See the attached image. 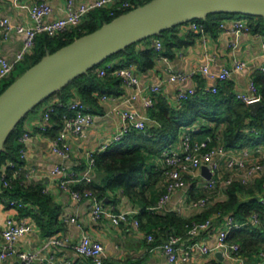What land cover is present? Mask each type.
Returning a JSON list of instances; mask_svg holds the SVG:
<instances>
[{"label":"crops","instance_id":"1","mask_svg":"<svg viewBox=\"0 0 264 264\" xmlns=\"http://www.w3.org/2000/svg\"><path fill=\"white\" fill-rule=\"evenodd\" d=\"M35 0H0V18H7L11 24L28 22V8ZM93 0H73V7L81 2H92ZM52 6V12L45 18L46 21L62 17L65 14L67 0H48ZM236 16L225 17L221 19L223 27L217 29L216 35L207 32L205 42L197 36L191 37L190 31L194 32L188 23L177 26L174 31L167 33V37L174 35L183 40L179 46L171 47V57L167 60L161 56H155L154 64L151 68L140 70L135 65L131 67L138 77V83L134 85H121L122 93L118 96L92 93V102H84L78 96L74 99L83 102L88 111L93 115L92 123L86 128L82 137L73 132L66 134V141L70 147V155L62 159L52 150V140L57 135L58 130H52L49 121L47 129L40 131L42 121V111L44 108L58 101L57 98L49 99L42 102L34 110L30 111L23 119L22 131L30 133V138L24 143L26 150L25 159L23 160L20 180L23 186L40 183L42 191L50 195L51 202L59 209L57 217L58 223L62 228L49 236H43L35 220L29 215H22L18 209L0 206V228L4 219L8 216L15 222L24 219L27 223L28 230L15 239L14 247L17 251H32L34 258L32 264H59L64 261L71 263L79 261L81 264H92L84 256L77 254L72 244L82 235H88L98 240L103 247L102 264H258L260 256L264 253V204L252 208L249 215L239 223V226L233 229H240L244 226L255 227L261 233L258 236L251 234L249 238L251 245L246 250H240L237 254L234 252H222L216 250L208 254H201L193 250L187 261L181 260L183 251L186 246L197 242L199 244H211L214 240L217 230L224 227V222L230 214L211 213L209 218L212 223L208 229L202 230L197 234H188V226L175 227L169 223L160 221V216L167 213H174L181 219L192 218L198 213L197 210L188 207L191 197H197L207 194L205 190H199L193 179H188L185 187L172 192L167 208V212H157L146 210L147 206H153L162 191L163 177L160 169L163 162L160 153L146 154V170L143 174V183L135 187L136 192L141 196L129 197L120 188H112L106 191V196L102 198L106 209L118 212L124 209H141L137 215L128 218L126 222L117 225L111 223L108 217L94 219L91 216V199L83 198L77 200L72 197L68 190L59 186V177L53 176L50 171L55 165H62L68 174L74 177H80L87 165V153L96 150L101 144L109 142L124 123L121 113L124 110L134 112L139 118H143L146 124H155L151 116L150 108L145 106L144 100L150 95L149 87L160 84V90L157 95L164 96L171 106H176L175 93L179 88L187 89L190 87L196 90H207L214 83L205 75L200 73L199 67L208 64L211 72H217L222 66H231L234 60L244 62L242 69L234 71L230 79L221 82L223 86L229 87L232 92L249 93L248 85L253 81L255 73L259 66L264 62V35L253 33H240L235 35L229 30L230 19ZM196 32V31H195ZM155 39L161 37H147L136 44V50L146 48L154 49ZM23 34L14 30L9 31L6 36L0 29V55L7 58H14L15 54L22 46ZM164 44L162 43V49ZM110 63L118 65L117 59L110 60ZM183 72L191 74L189 77L177 80L169 77L170 73ZM192 72H195L192 74ZM105 95V94H103ZM251 110V108H250ZM198 123L189 126H182L177 134L176 140L171 143L175 145L181 134L192 132L195 139L205 138L204 135L197 132ZM221 124L217 130L221 131ZM131 129V128H130ZM129 129V130H130ZM196 132V133H195ZM218 132V131H217ZM124 136V135H123ZM221 133L216 135V142L220 141ZM111 143V142H110ZM109 146V145H108ZM263 147L264 144L258 143L246 146L251 150L249 162H257L259 159L255 154V148ZM106 150V149H105ZM239 150H230L228 153L236 155ZM99 152V151H97ZM264 176V173L254 175L249 181L253 183L255 178ZM90 182H100L103 173L94 166L90 171ZM86 181H70L69 186L77 188L76 185L90 183ZM198 189V190H197ZM264 196V193H257L256 198ZM215 202H221L227 199L226 193L215 195ZM251 196L241 195L240 201L245 202ZM214 202V203H215ZM143 203L145 206H143ZM24 206L33 207L29 203ZM254 209V210H253ZM257 211V212H255ZM257 213L260 226L251 223V214ZM133 217L139 220V224L133 223ZM151 234L153 240L148 241L147 236ZM170 236H176L179 240L176 243L179 259L175 263H169L164 254L161 244ZM57 238L65 241L62 244L47 243V240ZM230 241H233L229 239ZM4 240L0 236V248ZM219 252V254H218ZM17 255H7L1 264H21Z\"/></svg>","mask_w":264,"mask_h":264},{"label":"built area","instance_id":"2","mask_svg":"<svg viewBox=\"0 0 264 264\" xmlns=\"http://www.w3.org/2000/svg\"><path fill=\"white\" fill-rule=\"evenodd\" d=\"M73 0H67L65 14L62 17L46 21V17L52 12V6L48 0H35L28 8V22L11 24L7 18H0V29L4 36L14 30L23 34L22 46L15 54L14 58L7 59L0 55V83L3 79L8 78L14 70L17 63L21 62L25 56L30 54L33 50L35 39L37 35L44 33L50 37L56 36L64 31L70 30L78 26L87 14L95 8H106L113 15L114 11H123L126 8H134L128 0H93L92 2H81L76 7L72 5ZM190 28L198 33V37L202 42H205L207 32L202 25L195 21L188 22ZM219 27H223V22L219 23ZM229 30L238 35L240 33H248L250 31L246 18L234 17L230 19ZM154 49L158 52V56L167 60V57L161 55L159 52L162 49V41L155 39ZM244 62L241 60H234L231 66H222L219 71L211 72L209 65L203 64L199 67V72L205 75L208 79L213 80L207 90L216 92L219 83L230 79L234 71L242 69ZM260 71H264V62L259 66ZM99 76L111 75L119 77L122 80V85H134L138 83V77L131 65L118 66L110 63V61L103 62L100 67L96 69ZM195 72H192L194 74ZM191 74L183 72L170 73L171 79L182 80L189 77ZM160 90V84L151 85L149 87L150 95L145 98L144 103L147 108L153 104L155 96ZM196 88L190 87L187 89L179 88L175 93V100L177 102L193 95ZM249 93L238 92L237 97L245 104L249 105L252 102L261 101L262 95L258 92L256 85L251 81L248 85ZM106 98V95H102ZM57 105L65 106L66 111L61 115L62 126L57 135L52 140V150L58 154L62 159H66L70 155V147L66 141V134L69 132L75 133L82 137L85 134L86 128L92 123L93 115L88 111L87 106L78 100L72 99L67 103L56 102ZM55 111V104L47 105L42 111V121L40 131L47 129L51 114ZM123 124L120 129L114 133L109 142L101 144L96 150H91L87 153V165L84 173L80 177H74L71 173L68 174L62 165H55L50 173L53 176L59 177V186L68 190L73 198L80 200L83 198L91 199V216L94 219H101L108 217L111 223L117 225L121 222H126L129 217L137 215L141 209H124L118 212L106 209L102 198H98L89 190L80 191L69 186L70 181H86L90 182V171L95 166L94 153L105 150L110 142L119 141L123 135L130 129L136 128L144 131L146 122L143 118H139L134 112L124 110L121 113ZM30 133L23 131L18 137L22 146L18 149V156L20 160L25 159L24 143L30 138ZM211 138L206 136L202 139H195L190 132H185L180 135L178 143L169 145L160 153V158L163 162V167L160 169L163 184L162 191L157 202L153 206H147L146 210H154L157 212H167L171 210L167 208V202L173 191L185 187L188 179H193L196 187L199 190H205L207 194L191 197L188 202V207L199 212L211 206L215 202V195L219 193L225 194L226 188L233 181H240L241 183H249L253 176L264 173V146L255 148V154L259 161L249 162L250 154L252 153L248 147L239 149L236 155L228 153L221 142L218 141L215 145H209ZM208 165L210 177L201 172V167ZM22 170V164H16L12 160H7L0 166V192L11 187L13 180L17 179ZM198 190V189H197ZM260 203L264 204V196L260 198ZM0 206L18 209L24 206V203L18 198H12L5 194H0ZM251 223L255 226H260V220L257 213L251 214ZM133 223L139 224V220L133 217ZM212 220L208 217L202 221H193L188 227V234H197L202 230L208 229ZM239 226L232 216H227L224 227L217 230L214 240L211 244L194 242L183 251L181 260L187 261L191 252L196 249L201 254H208L216 250L222 252L238 253L240 246L237 242L230 241L228 236L233 228ZM28 230L27 223L24 219L14 221L11 217H6L0 228V236L4 240L0 248V264L1 261L11 254H15L24 262V264H32L34 253L32 251H17L14 247V241L19 236L23 235ZM147 240H153V236L149 234ZM179 240L176 236H170L160 246L166 255L169 263H175L179 259L178 247L176 246ZM65 241L57 238L47 240V243L62 244ZM73 250L90 260L92 264H102L104 253L101 243L91 238L88 235H82L76 242L72 244ZM59 264H81L79 261L73 263L64 261ZM258 264H264V253L260 256Z\"/></svg>","mask_w":264,"mask_h":264},{"label":"trees","instance_id":"3","mask_svg":"<svg viewBox=\"0 0 264 264\" xmlns=\"http://www.w3.org/2000/svg\"><path fill=\"white\" fill-rule=\"evenodd\" d=\"M128 1L136 7L148 0ZM130 9L116 10L111 15L106 8H95L87 14L78 26L70 30L53 37L44 33L37 35L32 52L22 60L25 62L22 72L40 60L45 54L51 53L74 39L92 32L102 24ZM231 16H235V14L210 13L204 18L192 21L202 25L206 32L216 35L221 19ZM237 16L246 18L253 33L264 35V16ZM179 25L166 29L154 36L161 37V41L164 44V48L159 52L161 55L171 57V47L179 46L183 43V40L174 35L167 37V33L174 31ZM189 33L191 37L198 35L195 31H190ZM140 41L115 52L105 61L117 59L118 66L133 64L140 70L151 68L158 52L150 48L136 50V44ZM101 65H96L78 75L68 84L48 96L43 102L57 98L58 101L56 102L64 104L76 96L84 102H92L94 100L92 98L93 92L102 95H120L122 93L121 78L111 75L99 76L96 73V69ZM11 75L0 83V92L15 78ZM253 82L258 92L262 95V105L258 107L256 115L250 114V106L240 100L237 97V93L232 92L229 87L223 86L224 82L222 84L219 83L216 92L196 90L193 95L179 101L176 106H171L164 96L156 95L150 108L155 124H146L144 131L131 128L119 141L111 142L106 150L94 153L95 166L103 173L101 181L79 184L76 185L77 188L75 189L80 191L89 190L98 198H104L106 191L115 187L122 189L129 197L141 196L140 192L135 191V187L144 182L143 174L147 169L146 154L159 152L171 145L176 140L178 131L182 126L198 123L197 132L204 135V137L209 136L211 138L210 146L215 145L218 132L221 133L220 142L225 149L239 150L253 144H264V71H257ZM56 102L53 103L55 104V111L50 117V122L52 123L50 129L59 131L62 126L61 115L66 111V107L57 105ZM24 117L16 124L4 142L0 152V166L7 160H12L16 164H23V160H20L18 156V149L22 146L18 137L23 132L22 122ZM220 124L222 125L221 131L216 129ZM190 134L193 135L192 132ZM225 192L227 195L226 200L213 203L192 218L181 219L174 213H167L164 216H160L159 219L161 222L181 228L190 226L193 221H202L215 212L219 214L228 213L238 221H242L250 214L252 208L256 209L259 206L258 204H261L255 195L264 193V176L255 178L253 183L250 184L235 180L229 184ZM0 194L18 198L23 203L31 204L33 207L22 206L18 210L22 215L29 214L35 220L41 235L49 236L62 228L57 221L59 209L51 202L50 195L42 191L40 183L23 186L19 175L17 179L13 180L11 187L1 190ZM241 195H249L251 198L241 202ZM144 204L147 203H143V206H145ZM251 234L258 236L261 233L255 227L244 226L240 229H232L228 238L237 242L242 251L250 247L251 240H255L248 237H251Z\"/></svg>","mask_w":264,"mask_h":264},{"label":"water","instance_id":"4","mask_svg":"<svg viewBox=\"0 0 264 264\" xmlns=\"http://www.w3.org/2000/svg\"><path fill=\"white\" fill-rule=\"evenodd\" d=\"M221 12L264 16V0H148L45 54L0 92V152L29 111L78 75L134 42ZM261 105V101L250 103V114L256 115ZM201 172L210 177L208 165H203Z\"/></svg>","mask_w":264,"mask_h":264},{"label":"rangeland","instance_id":"5","mask_svg":"<svg viewBox=\"0 0 264 264\" xmlns=\"http://www.w3.org/2000/svg\"><path fill=\"white\" fill-rule=\"evenodd\" d=\"M237 15H241V14H235L236 17H238ZM107 61H109V60H107ZM24 65H25V62H23V61L17 63L15 68H14V70L11 73L12 74L11 76L12 77H17L22 72ZM5 80L6 79H3L2 82L5 81Z\"/></svg>","mask_w":264,"mask_h":264}]
</instances>
